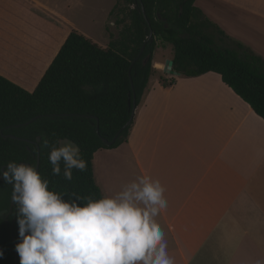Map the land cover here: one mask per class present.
<instances>
[{"label": "crops", "instance_id": "crops-1", "mask_svg": "<svg viewBox=\"0 0 264 264\" xmlns=\"http://www.w3.org/2000/svg\"><path fill=\"white\" fill-rule=\"evenodd\" d=\"M115 3L0 0V75L32 92L71 31L106 48L93 24L109 23ZM194 4L264 58V0ZM164 64L153 60L159 73ZM174 77L147 89L127 142L97 150L93 166L123 149L139 175L160 181L168 209L158 222L175 264L264 261V121L216 72Z\"/></svg>", "mask_w": 264, "mask_h": 264}, {"label": "trees", "instance_id": "trees-1", "mask_svg": "<svg viewBox=\"0 0 264 264\" xmlns=\"http://www.w3.org/2000/svg\"><path fill=\"white\" fill-rule=\"evenodd\" d=\"M194 2L116 0L109 18L114 16L118 33L109 34L106 48L71 31L32 92L0 75V169L10 162L29 164L66 199L102 196L94 153L127 142L133 119L121 128L130 117L133 94L137 106L156 70L153 51L158 40L171 45L172 69L179 75L218 73L264 121V58L231 40ZM169 75L161 71L164 89L175 83ZM120 129L115 142H103ZM9 134L15 138L2 137ZM62 140L76 144L87 161L85 171L73 170L71 181L53 176L48 160L51 147ZM11 196L12 185L1 177L0 211L8 208ZM11 220V215L8 222L0 219V264H20L17 217L12 230Z\"/></svg>", "mask_w": 264, "mask_h": 264}, {"label": "clouds", "instance_id": "clouds-1", "mask_svg": "<svg viewBox=\"0 0 264 264\" xmlns=\"http://www.w3.org/2000/svg\"><path fill=\"white\" fill-rule=\"evenodd\" d=\"M48 160L52 175L68 181L74 169H87L72 142L52 146ZM0 177L12 185L18 210L20 264H175L158 222L168 209L165 189L150 175L124 183L115 195L67 199L29 165L10 162Z\"/></svg>", "mask_w": 264, "mask_h": 264}, {"label": "rangeland", "instance_id": "rangeland-1", "mask_svg": "<svg viewBox=\"0 0 264 264\" xmlns=\"http://www.w3.org/2000/svg\"><path fill=\"white\" fill-rule=\"evenodd\" d=\"M207 18V17H206ZM114 16L110 18L109 23L107 24H93V33L100 35V38H97V41H102L105 43H108L110 40L109 34L116 36L118 33V28L114 27ZM104 25V26H103ZM218 25V24H217ZM108 31H107V29ZM99 37V36H98ZM228 37L231 40L238 41L233 36L228 35ZM241 43V42H240ZM243 44V43H242ZM172 56V47L170 44H166L161 42L160 40L157 41V47L153 51V60L161 63H165L166 60L170 59ZM161 72L159 73L157 70H155L150 79L148 88L153 85L154 82H159ZM145 94L142 96V98L139 101L140 105L142 101L144 100ZM105 158H103V162L101 161L100 166L97 165V159L94 158V170H95V177L97 179V182L99 186L102 189L103 195H111V191L115 189L116 193L121 189V186L124 183H127L133 179H135L137 176H139L136 169L133 167V164L131 162V159L123 149L121 151H114L112 153H108ZM98 158V157H97ZM114 192V190H113Z\"/></svg>", "mask_w": 264, "mask_h": 264}, {"label": "water", "instance_id": "water-1", "mask_svg": "<svg viewBox=\"0 0 264 264\" xmlns=\"http://www.w3.org/2000/svg\"><path fill=\"white\" fill-rule=\"evenodd\" d=\"M150 37H151V32H150V34L148 35V39H149ZM172 64H173V62H172L171 59L166 60L165 64L163 65L162 70H163L165 73H167V74L174 75V76H178L179 73H177L176 71H174V70L172 69ZM135 108H136V104H135V96H134V94H133V102H132V108H131V114H130V117H129V119L127 120V122L124 124V126H123L121 129H123L124 127L128 126V125L131 123V121H132V119H133V116H134ZM33 119H34V118H33ZM30 121H32V120H30ZM30 121H29V122H30ZM121 129H120V130H119V131L113 136V138H112L110 141L107 140V139H103V142H104L105 144H111V143L115 142V140H116V139L118 138V136H119V133H120ZM0 132H1V131H0ZM96 132H98V125L96 126ZM7 136L10 137V138H15V136H13V135H11V134H9V135H2V137H4V138H6ZM37 140H39V138H37ZM66 142H71V141H68V140H62V141H60V143H66ZM20 164H23V163H20ZM25 165H29V164H25ZM29 166H30V165H29ZM1 169H3V168H1ZM36 170H37V168H36ZM0 178H1V177H0ZM13 208H14V215H13L12 220H11V222H10V228H11V230H12L13 224H14V222H15V220H16V217H17V211H18L16 205L13 204L12 197H11V201H10V205H9L8 209H3V210L0 211V219L5 220L6 222H8V221H7L8 213H9V212H13ZM11 236H12V239H13V238H14L13 234H12ZM15 260H16V259H15Z\"/></svg>", "mask_w": 264, "mask_h": 264}, {"label": "flooded vegetation", "instance_id": "flooded-vegetation-1", "mask_svg": "<svg viewBox=\"0 0 264 264\" xmlns=\"http://www.w3.org/2000/svg\"><path fill=\"white\" fill-rule=\"evenodd\" d=\"M11 197H12V196H11ZM10 201H11V200H10ZM9 205H10V204H9ZM8 207H9V206H8ZM7 209H8V208H7ZM10 215L13 217V215H14V208H13V212H9V213H8V217H9Z\"/></svg>", "mask_w": 264, "mask_h": 264}]
</instances>
